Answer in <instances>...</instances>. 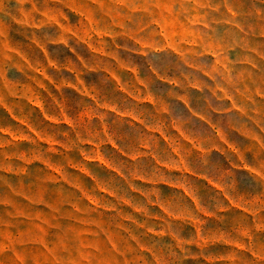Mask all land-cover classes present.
I'll return each mask as SVG.
<instances>
[{"label": "rangeland", "instance_id": "rangeland-1", "mask_svg": "<svg viewBox=\"0 0 264 264\" xmlns=\"http://www.w3.org/2000/svg\"><path fill=\"white\" fill-rule=\"evenodd\" d=\"M0 264H264V0H0Z\"/></svg>", "mask_w": 264, "mask_h": 264}]
</instances>
